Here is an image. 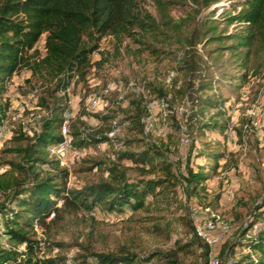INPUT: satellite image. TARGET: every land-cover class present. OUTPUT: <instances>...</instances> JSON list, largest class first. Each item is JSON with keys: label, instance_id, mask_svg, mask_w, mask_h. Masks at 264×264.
<instances>
[{"label": "rangeland", "instance_id": "374dc122", "mask_svg": "<svg viewBox=\"0 0 264 264\" xmlns=\"http://www.w3.org/2000/svg\"><path fill=\"white\" fill-rule=\"evenodd\" d=\"M246 1L218 0L207 8L188 1L138 0L139 13L150 15L155 26L148 31L136 28L133 37L121 41L109 35L100 41L99 49L90 57L92 66L85 79L72 81L68 106L72 107L74 129L82 135L110 129V141L84 149L72 146L63 157L48 152L47 159L53 165L42 170L41 176L65 169L67 177L61 183L67 189L108 181L106 169L116 152H138L150 141L162 145L161 151L173 172L185 173L189 158L193 169L199 165L212 176L191 198H186L177 182L166 196L149 198L148 207L135 212L127 208L120 213H107L97 207L90 213H64L61 221L46 230L36 226L33 238L42 243L38 259L63 256L69 261L77 254L78 245L92 253L127 250L140 257L156 251L168 252L189 240L196 220V225H202L205 220L223 218L229 223L228 233L221 234L216 224L214 236L219 240L211 250L221 263L218 255L224 243L251 221L254 208L264 199V48L255 42L244 68L243 53L218 49L231 46V41L207 45L205 32L206 25L215 22L217 34L235 33L240 26L227 24L225 17L240 11ZM44 39L42 36L36 47L41 56L45 54ZM191 45H195L199 57L198 70L193 75L181 70L182 61L192 51ZM31 79L28 69L21 70L0 98V103L9 105L2 122L6 133L0 140V175L9 170V162H20L13 149L24 146L26 141L16 139L21 133L24 138L31 137L46 113L38 107L43 89ZM201 80L211 87L197 91ZM190 83L191 89L187 87ZM181 87L188 92L183 89L180 93ZM161 90L166 96H159ZM197 97L212 103L205 111V122L220 126L214 131L196 133L195 148L190 152L185 118L195 110L192 98ZM132 100H137L143 109L142 133L126 120L136 112L128 106ZM213 153L222 154L215 171ZM124 164L117 170L129 179H166L159 168L153 174H145L141 165ZM13 177L22 179L19 173H13ZM4 197L0 194V202ZM61 204L58 202V206ZM256 214L260 218L249 237L264 229V209ZM0 242L3 247H11L6 237H1ZM18 249L25 251L23 246ZM209 253L206 263L199 248L180 251L178 257L182 264H208ZM149 264L161 262L154 259Z\"/></svg>", "mask_w": 264, "mask_h": 264}, {"label": "trees", "instance_id": "16d2710c", "mask_svg": "<svg viewBox=\"0 0 264 264\" xmlns=\"http://www.w3.org/2000/svg\"><path fill=\"white\" fill-rule=\"evenodd\" d=\"M137 1L0 0V98L13 76L28 69L31 80L36 84L40 83L43 89L38 99V107L46 112L38 120V130L31 137L24 138L21 133L16 139L26 141L24 146L13 149L20 156V162H9V170L0 175V194L5 195L0 202V238L6 237L11 246L3 247L0 242V264H149L154 259H158L161 264H182L178 257L179 252L187 253L194 248L201 250L205 263L207 262L209 247L193 228L189 240L181 245L176 243V249L172 248L168 252L156 251L144 257L127 250L119 253H92L81 245H78L77 254L69 261L63 256L46 259H38L37 256L41 247L40 241L33 238L36 226L46 230L50 225L61 221L64 213H90L97 207H102L107 213H120L127 208L135 212L148 207L150 200L166 196L177 182H180L186 198H191L212 176L204 173V167L199 165L196 170L193 169L189 158L185 173L173 172L171 164L167 163L161 151L162 145L154 141H150L138 152L128 149L116 152L114 159H111V166L106 169L108 181L80 189H67L61 183L67 177L65 169H60L51 176L43 177L40 174L42 170L53 165V161L47 159L48 148L57 147L62 140V118L69 108L66 91L74 79H85L87 70L92 66L90 57L99 49L100 41L108 35L121 41L133 37L136 28L148 31L155 26L150 15L143 16L139 13ZM170 1H188L207 8L218 2ZM225 20L229 25L236 23L240 26L239 29L232 35H219L216 33L215 22H210L206 25V43L223 44L228 39L232 45L218 49L228 48L226 50H232L234 54L243 53L242 66L245 68L255 42L258 41L260 47L264 48V0H247L240 11L227 15ZM42 36H45L43 56L36 48ZM194 48L195 45H191L192 51L182 61L181 66V70L190 75L197 72L199 64ZM208 86L211 87V84L201 80L197 91H205ZM187 87L191 89L193 84L190 83ZM183 89H179L180 93H183ZM184 90L188 92V89ZM159 96H166V93L161 90ZM192 103L195 110L185 118L190 152L195 148L196 133L204 132L205 129L214 131L220 126L205 122L207 106L212 105L210 99L192 98ZM8 106L6 102L0 103V124L6 116ZM128 106H132L136 112L126 120H130L142 133L143 124L140 120L143 109H140L137 100L130 101ZM122 112L127 113V110ZM70 128L71 146L77 149L110 141V129H98L94 133L82 135L71 123ZM219 131L223 133V129ZM221 157V153L212 154L214 171ZM125 162L143 166L142 172L145 174H153L159 168L166 174V179H129L124 172L117 170ZM13 173H19L22 179L13 177ZM172 179L174 182L170 183ZM58 202L62 204L58 206ZM263 209L264 199L254 208L255 214L251 221L224 243L218 255L220 264H264V229H260L253 237L248 236L249 231L259 221L260 214L256 212ZM52 213L53 218L48 222L47 219ZM20 246L25 247V251H19Z\"/></svg>", "mask_w": 264, "mask_h": 264}, {"label": "built area", "instance_id": "2783aa9c", "mask_svg": "<svg viewBox=\"0 0 264 264\" xmlns=\"http://www.w3.org/2000/svg\"><path fill=\"white\" fill-rule=\"evenodd\" d=\"M72 86L73 85H71L66 91L67 95L69 96H70L69 90ZM68 103L71 105L70 102ZM70 105H69V108L66 110V112L63 114V118H62L63 120L61 124V136H62L61 142L59 143L57 147L48 148V151L50 153L56 154L59 157L65 156L66 152L69 151V149L72 147L69 131H70V123L73 118V114H72V111L70 110V107H71ZM5 128L6 127L3 123L0 124V140L3 139V135H5L6 133ZM113 134H114L113 132L110 133V136H112ZM52 217H53V213L49 216V218H52ZM196 221L194 223L195 232L197 236L201 240H203L210 249L208 264H219V260L216 258V256H214V253L211 252V250L213 249V247L217 244V241L219 240V238L214 236V232L216 230L215 226L217 224V227H219L221 234H226L228 233L229 223L223 218H217L216 220H205L204 222H201L198 220L199 222L202 223V225H196ZM41 244L42 243H40V246Z\"/></svg>", "mask_w": 264, "mask_h": 264}]
</instances>
